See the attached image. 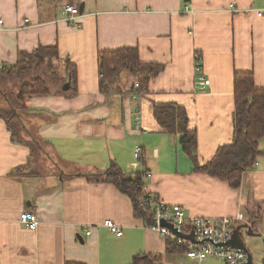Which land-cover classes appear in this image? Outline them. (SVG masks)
Here are the masks:
<instances>
[{
	"label": "crops",
	"instance_id": "obj_1",
	"mask_svg": "<svg viewBox=\"0 0 264 264\" xmlns=\"http://www.w3.org/2000/svg\"><path fill=\"white\" fill-rule=\"evenodd\" d=\"M67 5L79 9L78 25L66 21ZM0 21L1 65L13 67L21 53L39 46H56L59 55L49 93L27 97L19 112L24 141H12L0 118V264H130L154 255L161 264H194L166 254L165 241L135 216L126 194L87 179L111 165L125 174L149 172L146 192L190 217L241 213L232 236L248 252L251 235L264 241V157L232 189L194 170L179 136L161 129L152 107L173 103L186 111L200 165L231 143L234 73L252 72L264 89V0H0ZM124 49L163 66L140 98L127 70L100 90L99 54ZM66 60L75 68V89ZM198 76L209 80L204 92ZM30 136L38 144L34 154ZM136 145L144 162L133 159ZM258 149L264 150V137ZM23 211L37 216L35 230L19 223ZM107 220L120 237L103 226Z\"/></svg>",
	"mask_w": 264,
	"mask_h": 264
},
{
	"label": "trees",
	"instance_id": "obj_2",
	"mask_svg": "<svg viewBox=\"0 0 264 264\" xmlns=\"http://www.w3.org/2000/svg\"><path fill=\"white\" fill-rule=\"evenodd\" d=\"M58 59L56 46H39L32 53H21L15 66L5 67L2 65L0 77L14 75L21 80L23 75L29 73L33 68L38 69L46 61ZM64 63L67 76L75 89V68L67 60ZM162 69L163 66L160 64L140 62L138 51L135 49L102 52L98 57V72L102 82L100 90H103L104 83L116 78L123 70L130 71L136 77L140 89L147 90L150 80L156 77ZM233 92V139L231 143L218 147L214 156L203 165L198 163L197 136L195 131L188 129L186 111L173 103H157L152 107L153 117L161 129L167 134L179 136L181 150L190 159L195 171L226 182L232 189L237 190L240 187L244 171L251 169L258 157H264V150L258 149V141L264 137V89L255 86L252 72H235ZM48 93L49 89L46 83L39 78H34L20 84L15 101L16 107L10 104L8 99H5L8 108L0 110V118L5 120L12 141H24L21 136L24 128L18 121L19 112L25 109L24 100L27 97L47 95ZM30 139L26 143L34 154L38 148L31 136ZM87 179L95 183L103 182L114 185L130 198L135 216L142 219L146 227L153 223L151 211L139 202L143 197V181L140 173L125 174L115 165H111L102 174L89 176ZM165 246L167 255L181 256L186 252L183 247L170 240H166ZM161 263L162 257L154 255L135 256L130 264Z\"/></svg>",
	"mask_w": 264,
	"mask_h": 264
},
{
	"label": "built area",
	"instance_id": "obj_3",
	"mask_svg": "<svg viewBox=\"0 0 264 264\" xmlns=\"http://www.w3.org/2000/svg\"><path fill=\"white\" fill-rule=\"evenodd\" d=\"M231 11L235 10L233 5L229 6ZM66 13V21L71 25H78L77 19L81 16L78 8L74 6H64ZM192 12L189 8H185V12ZM258 15H261L259 13ZM28 22V20H25ZM1 24V21H0ZM198 59V56H196ZM3 67L0 64V70ZM101 80V77H100ZM198 89L204 92L205 87L209 85V80L202 76L196 79ZM133 89L137 92V97L145 95L146 90L140 89L139 83L134 82ZM134 120L136 128L141 125L140 112H134ZM133 159L136 163L145 161L143 149L141 145H136L133 152ZM255 165H257L255 163ZM143 197L140 203L152 214L153 223L148 227L156 232L165 242L173 241L174 244L183 247L186 252L181 255L185 260H189L194 264H202L208 258H213L223 264H244L247 259L245 252L227 247L225 244L231 239L236 224L244 220L241 213L233 218H209L205 216L190 217L185 210L178 205L167 204L159 197L146 192V182L151 177L149 172H143ZM19 223L29 230H35L38 227V218L31 211H23L19 216ZM171 226V229L162 224ZM103 226L113 232L116 237H120L122 232L118 230V226L112 221H105ZM175 231V232H173ZM87 236L90 230H86ZM220 245V246H219Z\"/></svg>",
	"mask_w": 264,
	"mask_h": 264
},
{
	"label": "rangeland",
	"instance_id": "obj_4",
	"mask_svg": "<svg viewBox=\"0 0 264 264\" xmlns=\"http://www.w3.org/2000/svg\"><path fill=\"white\" fill-rule=\"evenodd\" d=\"M57 71V67L53 60L46 61L41 67L38 69H32L29 73L23 75L21 80L16 78L14 75L10 76H2L0 77V110L7 109L8 105L5 103V99H8L10 104L16 107V97L19 92L20 84L26 81H30L34 78H39L43 80L46 85L48 82L54 81L53 72ZM135 82H138L137 80ZM22 136V135H21ZM26 140H28L26 138ZM246 239V238H245ZM251 244L253 249L249 250V254L251 256L252 264H260L264 259V241L260 236L251 235ZM187 260H185L186 262ZM186 263H190L187 261ZM168 264H176L174 262H168ZM202 264H223L222 262L215 260L213 258H208Z\"/></svg>",
	"mask_w": 264,
	"mask_h": 264
},
{
	"label": "water",
	"instance_id": "obj_5",
	"mask_svg": "<svg viewBox=\"0 0 264 264\" xmlns=\"http://www.w3.org/2000/svg\"><path fill=\"white\" fill-rule=\"evenodd\" d=\"M69 87H70V84L66 83L63 85L62 90L67 91L69 89ZM36 145H38V144L36 143ZM162 225L171 229V226H169L167 224L163 223ZM173 232H175V231H173ZM225 245L229 248H233V249L245 252L247 255V259H246V262L244 264H252L251 256H250L249 252L246 250L245 246L242 244V242L239 239V237L237 236V234H235V236L233 235L232 238L228 242H226Z\"/></svg>",
	"mask_w": 264,
	"mask_h": 264
}]
</instances>
